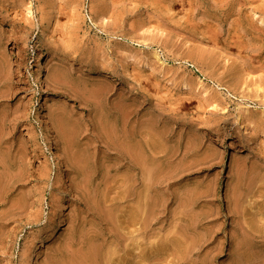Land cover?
Returning a JSON list of instances; mask_svg holds the SVG:
<instances>
[{
  "label": "rangeland",
  "instance_id": "obj_1",
  "mask_svg": "<svg viewBox=\"0 0 264 264\" xmlns=\"http://www.w3.org/2000/svg\"><path fill=\"white\" fill-rule=\"evenodd\" d=\"M62 200L40 264H264V0H0V264Z\"/></svg>",
  "mask_w": 264,
  "mask_h": 264
},
{
  "label": "bare ground",
  "instance_id": "obj_2",
  "mask_svg": "<svg viewBox=\"0 0 264 264\" xmlns=\"http://www.w3.org/2000/svg\"><path fill=\"white\" fill-rule=\"evenodd\" d=\"M56 21H57L56 12H55L54 9H51L49 11V19H48V21H47V23H46V25L44 27V32L43 33L44 34H49L52 31L53 26L56 23ZM42 68H43V62H42V59L39 58L38 61H37V73H36V78H35V83L37 85H39V86H44L45 85V75L43 74ZM36 93L40 94L41 92L40 91H36ZM202 93H203V95H207L208 91L205 90ZM38 107H39V104L38 105L36 104L35 108H38ZM48 129H49V127H48ZM59 156H60V154L58 152H55V154H54L55 167L54 168L56 170V176L58 178L62 179L64 181V184H66V181H65L66 174H65V171H64V168H63L62 161H61ZM132 159H133V156H132ZM151 170H152V168H151ZM63 209H64V202L62 200L60 202V204H59L58 213H57L55 219L52 221V223H51V225L49 227L50 234L47 237L39 239L35 243V245L33 247V250H32V255H31V258H30V264H40V262H41V251H40L41 244H43L47 240L51 239L54 236V234L57 232L58 228L64 223V220H65V215L64 214L65 213L63 212ZM150 256L151 255L148 254V256H147L148 259H150ZM151 258H152V256H151ZM159 259H158V261H159ZM153 260L155 261V259H153ZM156 260H157V258H156ZM160 261H161V259H160Z\"/></svg>",
  "mask_w": 264,
  "mask_h": 264
}]
</instances>
